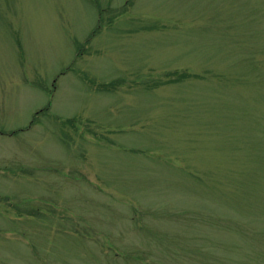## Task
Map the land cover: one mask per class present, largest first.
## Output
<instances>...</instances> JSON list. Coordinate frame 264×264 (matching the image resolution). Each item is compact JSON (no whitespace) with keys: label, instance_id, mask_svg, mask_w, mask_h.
Here are the masks:
<instances>
[{"label":"rangeland","instance_id":"1","mask_svg":"<svg viewBox=\"0 0 264 264\" xmlns=\"http://www.w3.org/2000/svg\"><path fill=\"white\" fill-rule=\"evenodd\" d=\"M0 264H264V0H0Z\"/></svg>","mask_w":264,"mask_h":264}]
</instances>
